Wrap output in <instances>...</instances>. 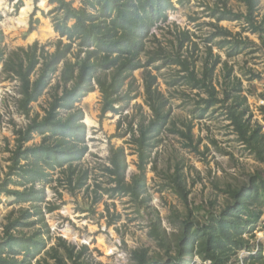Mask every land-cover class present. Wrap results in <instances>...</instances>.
Wrapping results in <instances>:
<instances>
[{
	"label": "trees",
	"instance_id": "16d2710c",
	"mask_svg": "<svg viewBox=\"0 0 264 264\" xmlns=\"http://www.w3.org/2000/svg\"><path fill=\"white\" fill-rule=\"evenodd\" d=\"M51 1L57 3L54 10L60 12L53 19L60 38L54 43L52 52L37 42L8 54L0 49L3 71L19 80L18 110L28 120L25 126L13 129L14 147L8 149V169L0 180V201L4 196L11 198L13 203L28 206H21L16 214L11 211L7 215L0 236V264H90L84 256L85 246L77 249L61 236L48 245L52 237L42 209L45 189L44 185L37 187V184L55 182L53 188L58 193L59 188L71 193L87 188L89 173L80 165L88 150L86 125L78 103L98 88L102 95L101 113L118 112L116 105L133 98L131 87L122 92L128 78L135 70L155 62H160L156 69L174 66L175 73L168 81L170 86H186L195 92L179 90L180 96L194 99L198 118L208 112L221 111L238 141L264 162L261 125L252 122L242 80L220 53L224 51L227 58L238 56L245 50L247 41L240 32L233 33L220 26L222 20H244L248 30L260 34L264 46V27L255 19L258 0H244L245 12L232 10L224 0L215 3L211 8L215 23H211L213 31L203 39L202 56L197 55L199 46L193 40L197 36L195 33L177 26L172 30L166 25L168 11L174 8L173 0H83L84 5L78 8L70 1ZM188 2L177 0L179 4ZM155 27L172 34L168 38L169 48L162 44L153 30ZM2 38L0 31V41ZM213 46L218 49L217 53ZM142 54L147 57L144 62ZM199 59L201 66L197 68ZM61 63L58 81L48 105L43 108L44 113L31 115V104L50 86ZM220 64L222 80L219 82L215 78V69ZM247 70L252 73L251 79L258 77L252 69ZM144 100L151 116L139 121L136 128L129 125L130 137L126 141L135 148L138 172L127 180V154L123 146L110 145L109 164L103 167L112 184L104 191L111 197L129 196L139 205L149 201L145 196V170L150 150L161 142L162 132L179 135L183 138V146L194 152L200 142V139L194 142L191 120L172 119L169 98L159 91L157 77L149 69L144 72ZM177 122L182 127L177 126ZM126 134L114 136L123 138ZM35 135L41 137L40 141L29 143ZM153 169L157 170L155 164ZM167 186L183 203H188L190 189L184 183L178 165ZM224 190L228 198L220 211L211 213L200 223L191 219L189 210L179 223L174 241L162 227L160 217H152L148 233L164 251V257L160 253L155 255L148 247H141L131 252L134 264H190L195 257L203 264H238L233 258H237L241 250L250 249L255 225L263 214L264 173L257 171L246 183ZM100 197L96 195L94 201ZM55 207L51 205L48 209L51 211ZM42 253L44 255L37 258ZM251 257L258 264H264L259 248Z\"/></svg>",
	"mask_w": 264,
	"mask_h": 264
},
{
	"label": "rangeland",
	"instance_id": "374dc122",
	"mask_svg": "<svg viewBox=\"0 0 264 264\" xmlns=\"http://www.w3.org/2000/svg\"><path fill=\"white\" fill-rule=\"evenodd\" d=\"M66 1H70L73 7L77 8L84 5L83 0ZM173 1L174 8L168 11L166 25L172 30L177 26L195 33L197 36H194L193 40L197 41L199 46L197 55L202 56L205 50L203 39L213 31L211 23H215L211 8L223 0H189L186 4ZM224 1L234 11H246L244 0ZM56 5L57 3L51 0H0V31L3 34L0 49L8 54L19 47L26 48L37 42L39 46H44L46 51L52 52L55 49L54 43L60 38L53 22L55 15L60 13L54 10ZM255 19L264 27V0H258ZM219 25L233 33L240 32L241 37L247 39L245 50L238 56L227 58L224 51L220 53L223 60L233 65L234 73L241 78L252 122L261 125L264 133V46L260 34L248 30L244 20H222ZM153 30L162 44L169 48L168 38L172 34L164 31L163 34L158 27ZM262 35L264 36V31ZM61 39L67 42L65 37ZM76 49L74 46L73 52ZM213 51L217 53L218 49L213 46ZM69 57L74 59L72 54H69ZM146 58L145 54L141 55L143 62ZM200 61L201 59L196 63L197 68L201 66ZM159 63L155 62L149 67L133 72L122 88V92H125L131 87L130 95L133 98L116 105L119 107L118 112L101 113L102 95L98 88L87 93L78 103L83 111V122L86 125L85 143L88 147L80 165L89 173L88 184L87 188L73 193L64 188H59L60 193L56 192L53 188L55 182L37 184V187L44 185L45 189L42 209L52 237L48 245L54 244L56 238L61 236L68 243L75 244L77 249L85 246L84 256L90 264H134L131 252L141 247H148L155 255L160 253L164 257V251L148 233L152 217H160L162 227L174 241L179 232V223L189 210L191 219L203 223L211 213H218L225 204L228 198L225 188L246 183L249 176L257 171L264 173V162L259 161L238 141L225 114L212 111L203 118H198L194 111L193 94V100H190L180 96L179 90L195 92L186 86H170L168 81L175 73L174 66L156 69ZM61 68L62 63L50 86L31 104V115L35 112L44 113L43 108L51 99ZM249 68L258 77L251 79L252 73H247ZM147 69L156 75L159 91L169 98L172 119L191 120L194 142L198 139L200 142L198 150L194 152L183 146V138L179 135L169 131L162 132L161 142L150 150L145 170V196L149 201L139 205L129 196L111 197L104 191V188L112 184L109 183L103 167L109 164L110 145L123 146L127 154V180L138 172L135 148L126 141L130 137L129 125L136 128L139 121L151 116L144 100V72ZM215 78L219 82L222 80V64L215 69ZM19 85L17 78L3 71V62L0 61V180L8 169V149L14 147L13 129L25 126L28 121L18 110ZM177 123V126L182 127L180 122ZM125 132L127 134L123 138L114 136ZM40 139L39 135H35L29 143H38ZM154 164L157 170L153 169ZM177 165L183 173L184 183L190 189L187 204L167 186ZM94 190H97V193ZM96 195L101 196L98 201H94ZM51 205L56 207L49 211L48 207ZM21 206L27 207L28 204L19 205L13 203L11 198L1 196L0 236L7 222V215L11 211L16 214ZM262 209V217L255 225L254 237L250 240V249L241 250L237 258H233L238 264H258L251 257L258 248L264 256V205ZM118 215L119 217L112 221ZM43 255L44 253L37 258ZM190 264H203V261L195 257Z\"/></svg>",
	"mask_w": 264,
	"mask_h": 264
}]
</instances>
